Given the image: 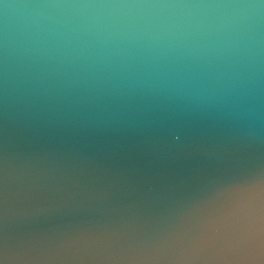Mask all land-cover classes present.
<instances>
[{"label": "water", "instance_id": "95a60500", "mask_svg": "<svg viewBox=\"0 0 264 264\" xmlns=\"http://www.w3.org/2000/svg\"><path fill=\"white\" fill-rule=\"evenodd\" d=\"M0 264H264V0H0Z\"/></svg>", "mask_w": 264, "mask_h": 264}]
</instances>
